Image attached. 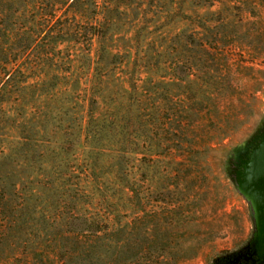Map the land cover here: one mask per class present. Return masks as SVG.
Returning a JSON list of instances; mask_svg holds the SVG:
<instances>
[{"label": "rangeland", "instance_id": "1", "mask_svg": "<svg viewBox=\"0 0 264 264\" xmlns=\"http://www.w3.org/2000/svg\"><path fill=\"white\" fill-rule=\"evenodd\" d=\"M65 1L0 0V51L15 58L20 50L25 68H31L38 60L34 46L26 51L28 31L43 33L44 25L54 21L52 16L60 18V24H74L77 14L87 24L98 12L85 6L70 8L73 0L67 5ZM111 14L119 22L114 37L119 46L139 52L149 46L154 49L152 65L159 62L167 68L164 81L153 76L141 84L153 95L165 91L179 102L178 96L188 95L191 81L205 75L200 52L223 53L217 56L223 82L212 93L214 106L195 105L204 112L196 119L194 141L189 137L182 144L191 153L158 164L167 169L146 175L142 166L150 157L125 159L134 168L136 188L116 189L120 194L132 190V203L120 195L113 202L76 206L56 189L0 188V264H212L239 248L252 232L251 205L231 167L239 148L264 122V0H119ZM41 17L37 28L35 21ZM70 36L64 37L63 53L57 58L60 71L40 67L22 77L32 87L22 89L16 106L22 104V113L37 110V115L23 117L20 131L11 127L14 119H5L1 141L14 145L22 137L43 146L67 142L65 149L72 153V127L74 117L83 114L84 89H78L77 106L67 59L74 49ZM209 37L216 41L211 43ZM62 39L55 35L54 41ZM81 41L88 50L86 39ZM80 65L86 72L87 55ZM37 76L46 80L34 83ZM176 163L182 164L181 174H176ZM9 170L11 175L14 169ZM16 170L22 176V166ZM97 214L111 218L101 225L104 231L98 238L83 233L86 220ZM81 247L92 248L93 256L82 261L77 257Z\"/></svg>", "mask_w": 264, "mask_h": 264}, {"label": "trees", "instance_id": "2", "mask_svg": "<svg viewBox=\"0 0 264 264\" xmlns=\"http://www.w3.org/2000/svg\"><path fill=\"white\" fill-rule=\"evenodd\" d=\"M33 1L41 4L40 0ZM68 1L63 4L67 5ZM185 1L189 3V0ZM118 4L119 0H73L70 8L85 6L86 10L95 8L98 12H94L95 15L87 24L83 16L77 14L73 16L74 24H60V18L52 16L54 21L44 25L43 33L28 31L26 51L34 46L38 60L36 66L32 65L31 68H25L20 50H16L18 54H15V58H11L12 54L0 51V128L5 119H14L11 127L20 131L23 117L27 118L29 113L33 117L37 115V110L22 113V104L18 108L16 106L21 102L22 89L32 87L22 81V77L28 71L40 67H57L60 71L62 65L58 59H61L63 53L62 43L70 35L68 41L74 45V49L67 59L75 88L73 101L77 106L81 104L78 89L82 86L84 89L83 114L74 117L75 124L72 127V153L65 149L67 142L43 146L29 143L22 137L14 145L0 140V188L56 189L62 198L73 201L76 206L86 203L95 206L101 201L113 202L120 195L122 200L127 199L132 203V190H123L120 194L116 189L136 188L134 168L127 165L125 159L132 161L131 157L141 155L150 157L153 161L146 158L147 163L142 166L143 173L149 175L168 168L158 165L163 160L177 161L179 154L182 153V156L178 157H185L186 153H191L188 148L185 151L182 144L186 138L191 137L192 141L195 139L196 119L198 114L204 112H199L195 105L207 103L214 106L212 93L223 82L217 56L223 53L216 51L211 54L206 50L200 52L205 75L191 81L188 95L178 96L181 98L179 102H174V96H167L165 91H157L153 95L145 89V80L156 76L164 81L166 76L163 75L167 73V68H163L159 62L152 65L154 49L149 46L139 52L131 46L123 47L116 43L114 37L119 30V22L111 13ZM33 7L37 8L36 5ZM41 20L43 17L35 21V27H40ZM60 34L63 39L54 41L55 35ZM47 39L50 43L44 44ZM83 39H86L85 44L90 45L88 50L83 48ZM207 39H211V43L216 41L212 37ZM86 55L89 68L83 72L84 66L81 67L80 62ZM212 72H217V75ZM32 80L39 84L46 80V76H37ZM190 145L193 146V142ZM19 156L22 161L17 160ZM20 165L22 176L16 170ZM179 166L182 164L176 163V174L182 172ZM9 168L14 169L11 175ZM175 179L179 180V176L176 175ZM147 182L149 179H146ZM110 219L109 216L104 218L97 214L89 221L86 220L83 233L100 237L104 231L101 225H108ZM75 238L76 245L80 244L77 235ZM81 250L77 257L82 261L93 254L90 247L87 250L81 247Z\"/></svg>", "mask_w": 264, "mask_h": 264}, {"label": "flooded vegetation", "instance_id": "3", "mask_svg": "<svg viewBox=\"0 0 264 264\" xmlns=\"http://www.w3.org/2000/svg\"><path fill=\"white\" fill-rule=\"evenodd\" d=\"M231 171L251 205L253 228L244 244L217 257L212 264H264V122L239 148Z\"/></svg>", "mask_w": 264, "mask_h": 264}]
</instances>
